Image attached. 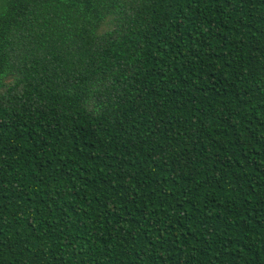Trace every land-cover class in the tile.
I'll list each match as a JSON object with an SVG mask.
<instances>
[{"label":"trees","instance_id":"16d2710c","mask_svg":"<svg viewBox=\"0 0 264 264\" xmlns=\"http://www.w3.org/2000/svg\"><path fill=\"white\" fill-rule=\"evenodd\" d=\"M0 264H264V0H0Z\"/></svg>","mask_w":264,"mask_h":264}]
</instances>
